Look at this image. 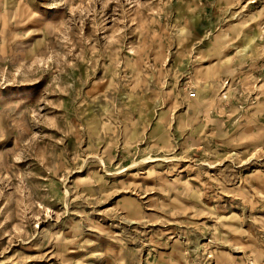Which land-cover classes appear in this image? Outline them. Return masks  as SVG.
<instances>
[{
  "label": "rangeland",
  "instance_id": "rangeland-1",
  "mask_svg": "<svg viewBox=\"0 0 264 264\" xmlns=\"http://www.w3.org/2000/svg\"><path fill=\"white\" fill-rule=\"evenodd\" d=\"M0 264H264V0H0Z\"/></svg>",
  "mask_w": 264,
  "mask_h": 264
},
{
  "label": "built area",
  "instance_id": "built-area-1",
  "mask_svg": "<svg viewBox=\"0 0 264 264\" xmlns=\"http://www.w3.org/2000/svg\"><path fill=\"white\" fill-rule=\"evenodd\" d=\"M195 92H193V91H189L188 92V97H189V99H194L195 98Z\"/></svg>",
  "mask_w": 264,
  "mask_h": 264
}]
</instances>
